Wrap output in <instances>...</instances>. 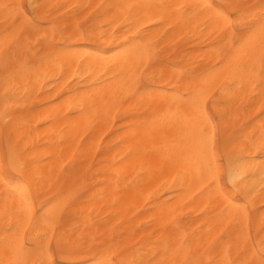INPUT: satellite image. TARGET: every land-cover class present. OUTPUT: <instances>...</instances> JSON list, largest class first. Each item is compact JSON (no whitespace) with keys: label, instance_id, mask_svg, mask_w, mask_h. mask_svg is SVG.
Here are the masks:
<instances>
[{"label":"bare ground","instance_id":"obj_1","mask_svg":"<svg viewBox=\"0 0 264 264\" xmlns=\"http://www.w3.org/2000/svg\"><path fill=\"white\" fill-rule=\"evenodd\" d=\"M260 5L0 0V264H258Z\"/></svg>","mask_w":264,"mask_h":264},{"label":"snow or ice","instance_id":"obj_2","mask_svg":"<svg viewBox=\"0 0 264 264\" xmlns=\"http://www.w3.org/2000/svg\"><path fill=\"white\" fill-rule=\"evenodd\" d=\"M8 7V6H5ZM13 7H19V6H13ZM129 8H141V9H153V8H165L167 6L165 5H151V4H143V5H131L127 6ZM211 7V6H210ZM235 9L236 6L231 3H222L220 5L215 6L216 14L219 17H222L225 23L232 22L233 26L238 23V21L235 20ZM260 13L255 18L251 19V22L246 24L244 26V29L240 30L242 32L246 31L250 33L252 36L256 34L258 31L261 36V44L264 46V0H261L260 5ZM230 17L232 20L230 21ZM133 25L129 24V28H131ZM251 38V37H249ZM244 39L243 35H240L236 37V42L239 43ZM262 60H264V57H262ZM212 117H210L206 112H203L202 110L199 111L198 115L196 116V124H199L201 121H211ZM201 135L203 136L204 133L201 132ZM224 142L221 141V144ZM262 143H264V137H262ZM205 148L207 149V142H205ZM5 167L6 168H19L20 167V161L16 157L14 153H9L6 161H5ZM264 170V168H262ZM206 171L211 174V169H207ZM14 178V177H13ZM238 211H242V209L238 208ZM42 253H44V250H42ZM46 254V253H45ZM47 259L41 260L40 264H57V262L53 259H51L50 254H46ZM102 264H116L115 261H104ZM249 264H257L255 260L249 262ZM258 264H264V248L261 249V258L258 262Z\"/></svg>","mask_w":264,"mask_h":264},{"label":"rangeland","instance_id":"obj_3","mask_svg":"<svg viewBox=\"0 0 264 264\" xmlns=\"http://www.w3.org/2000/svg\"><path fill=\"white\" fill-rule=\"evenodd\" d=\"M23 7H24L25 12L27 13L28 18L31 20V22L34 25H36V26H42V27L45 26L44 23L39 22L37 20V18L35 17V14L32 12L31 7L28 5L27 1H24ZM159 57H160V55L157 56V58H159ZM219 137H218V143L220 144L221 143V138L219 139Z\"/></svg>","mask_w":264,"mask_h":264}]
</instances>
